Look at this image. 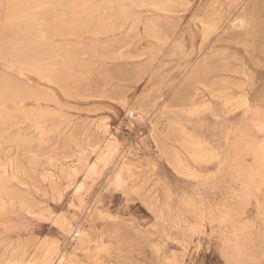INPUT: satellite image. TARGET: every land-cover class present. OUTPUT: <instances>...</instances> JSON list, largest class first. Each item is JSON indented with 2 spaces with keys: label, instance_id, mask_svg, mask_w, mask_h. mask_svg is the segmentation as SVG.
<instances>
[{
  "label": "rangeland",
  "instance_id": "obj_1",
  "mask_svg": "<svg viewBox=\"0 0 264 264\" xmlns=\"http://www.w3.org/2000/svg\"><path fill=\"white\" fill-rule=\"evenodd\" d=\"M243 11L264 23V0H0V264H264V181L223 161L264 136L235 103L244 57L264 96Z\"/></svg>",
  "mask_w": 264,
  "mask_h": 264
},
{
  "label": "bare ground",
  "instance_id": "obj_2",
  "mask_svg": "<svg viewBox=\"0 0 264 264\" xmlns=\"http://www.w3.org/2000/svg\"><path fill=\"white\" fill-rule=\"evenodd\" d=\"M213 20H214V18H213ZM239 27L241 29L240 30V38L244 42L243 44L246 47L245 52L248 54V58L251 59V57H249L250 54L248 53V49H247L248 40L252 36H258L261 33H264V23L257 21L255 19V17L253 18V16L251 17L249 14L246 13V11H243L240 14ZM246 64L247 63L245 62V57L241 58V64H240V69H239L240 74H241V79L238 83V88L240 91H239V95H238L235 103L237 104V106L245 107V112L247 113L248 112L247 110L250 109L251 105H254V106L264 105V96L258 97V95H257L258 91L256 92V90H257L256 75L258 73H262L263 71H258V70L253 71L252 69H249ZM205 73L206 72H204V75H205ZM205 77H206V75H205ZM220 81H222V80H220ZM225 83L226 82L221 83L218 81V82L212 83L211 86H209V87L204 85V84H202V85L208 90L211 97L218 99V100H220V102L222 104L227 105L230 102L231 97H229L228 93L225 91V89H227V85ZM208 85H210V84H208ZM250 92L254 93V95L253 96L251 95V97H249ZM195 93L198 94L197 92H195ZM255 94H256V97H255ZM193 96H192V98L190 97V104L196 103V100L193 98ZM194 110H195V108L190 109L186 112H189L191 114L192 111H194ZM253 114H254V118L252 120L253 127H254L253 129L257 132L263 133V135H264V111H261L258 108L255 109V107H254ZM240 131L241 130H239V132ZM240 134H241V132H240ZM239 137H242V135H239ZM247 137H249V136H247ZM240 139H241V142L234 145V147H233L234 150L232 151V153H230L229 157H227L223 161L225 164H228V166L232 167L231 168L232 171L237 173V179L241 182V184L244 187H246V189L252 188L254 186L256 187L257 184H259L258 183L259 181H262V182L264 181V136H260V138L257 140L253 139V140H249V141L244 140L245 138L244 139L240 138ZM193 143L195 145L194 147H196V149L199 150L197 153H194L193 157L191 156L195 162H197V160H198V162H207V161L213 160L214 158H219V154H215V152L206 151V150L204 151V150L200 149L204 145L200 140L194 141ZM230 147H231V144L229 145V148ZM244 154H251L252 155V157H253V164L252 165L245 166V164L243 163L242 158H241ZM178 157L177 156L174 157L175 158L174 159L175 164H179L182 161V160H180L181 157L180 158H178ZM170 162L172 164V161H170ZM246 167H249V170H246L247 169ZM185 169H187V168H185ZM195 170H193V171H195ZM193 171L190 170V173L192 174ZM196 172H198V171H196ZM244 172L245 173L247 172L248 175L243 178L242 174ZM193 175H195V174H193ZM196 175H197V173H196ZM113 179H115L116 181L119 180L120 179V173H115ZM114 185H116V184H114ZM81 187H83V184L76 185V191H79V189H82ZM1 199H2V195H1V190H0V200ZM74 233H76V232H74ZM81 237H83V236H81ZM80 242H81V240H80ZM44 264H46V263H44Z\"/></svg>",
  "mask_w": 264,
  "mask_h": 264
}]
</instances>
